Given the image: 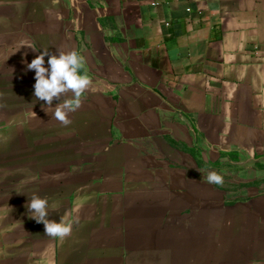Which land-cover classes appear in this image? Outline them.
I'll list each match as a JSON object with an SVG mask.
<instances>
[{
  "label": "crops",
  "instance_id": "crops-1",
  "mask_svg": "<svg viewBox=\"0 0 264 264\" xmlns=\"http://www.w3.org/2000/svg\"><path fill=\"white\" fill-rule=\"evenodd\" d=\"M43 50L93 81L66 127ZM1 82L0 264H264V0H0Z\"/></svg>",
  "mask_w": 264,
  "mask_h": 264
},
{
  "label": "clouds",
  "instance_id": "clouds-1",
  "mask_svg": "<svg viewBox=\"0 0 264 264\" xmlns=\"http://www.w3.org/2000/svg\"><path fill=\"white\" fill-rule=\"evenodd\" d=\"M74 25L79 28V21L74 20ZM33 48L30 44L24 45ZM34 49V48H33ZM57 54L49 55L48 50H43L31 63H27V70H34L35 84L34 96L44 101V110H52V118L61 125L68 126L72 123L69 114L77 111L82 106V97L90 89L93 81L87 74H81L84 67V58L75 50L64 52L57 50ZM45 56H48L45 67ZM71 94V98L61 97ZM54 101H60L53 107ZM33 115L36 114L33 112ZM209 184L222 185L224 177L216 171H210L206 177ZM31 218L44 225V234L61 240L71 235L73 223L67 217H61L59 222L48 219V200L33 195L26 205Z\"/></svg>",
  "mask_w": 264,
  "mask_h": 264
},
{
  "label": "rangeland",
  "instance_id": "rangeland-1",
  "mask_svg": "<svg viewBox=\"0 0 264 264\" xmlns=\"http://www.w3.org/2000/svg\"><path fill=\"white\" fill-rule=\"evenodd\" d=\"M3 86H4V84H3V82H1L0 83V111L2 109H4L5 106L9 107L10 103L12 104V108L15 109V110H20L21 106H25L26 103L25 102L20 103L19 100H12V102H9L7 100V97L3 100V98H4L3 97V92H4V87ZM2 121H3L2 118H0V122H2ZM173 186H176L174 188H177V185H173Z\"/></svg>",
  "mask_w": 264,
  "mask_h": 264
}]
</instances>
